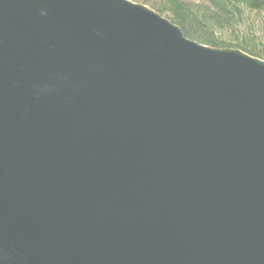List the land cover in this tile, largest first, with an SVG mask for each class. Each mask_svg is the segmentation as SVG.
Returning a JSON list of instances; mask_svg holds the SVG:
<instances>
[{"label":"water","instance_id":"water-1","mask_svg":"<svg viewBox=\"0 0 264 264\" xmlns=\"http://www.w3.org/2000/svg\"><path fill=\"white\" fill-rule=\"evenodd\" d=\"M0 264H264V61L128 0H0Z\"/></svg>","mask_w":264,"mask_h":264},{"label":"trees","instance_id":"trees-1","mask_svg":"<svg viewBox=\"0 0 264 264\" xmlns=\"http://www.w3.org/2000/svg\"><path fill=\"white\" fill-rule=\"evenodd\" d=\"M169 13L189 40L215 49H235L264 61V0H130Z\"/></svg>","mask_w":264,"mask_h":264},{"label":"rangeland","instance_id":"rangeland-1","mask_svg":"<svg viewBox=\"0 0 264 264\" xmlns=\"http://www.w3.org/2000/svg\"><path fill=\"white\" fill-rule=\"evenodd\" d=\"M128 1H130V0H128ZM185 1H188L189 3H191V4H201V3H199V1H197V0H185ZM130 2H132V1H130ZM132 3H134V4H141V5H143V6H146V5H144L142 2H132ZM147 8H149V9H151L149 6H146ZM152 10V9H151ZM154 11V10H153ZM155 12V11H154ZM157 14H159L158 12H156ZM159 15H161V13L159 14ZM161 16H163L165 19H167L169 22H171L170 21V15H169V13H164L163 15H161ZM175 24V23H174ZM176 25V24H175ZM263 61V60H262Z\"/></svg>","mask_w":264,"mask_h":264}]
</instances>
